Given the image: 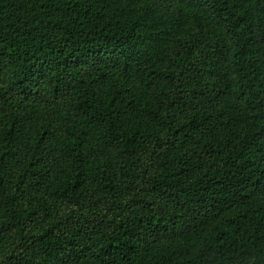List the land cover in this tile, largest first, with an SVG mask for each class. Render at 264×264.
Here are the masks:
<instances>
[{
	"label": "trees",
	"instance_id": "trees-1",
	"mask_svg": "<svg viewBox=\"0 0 264 264\" xmlns=\"http://www.w3.org/2000/svg\"><path fill=\"white\" fill-rule=\"evenodd\" d=\"M0 264H264V0H0Z\"/></svg>",
	"mask_w": 264,
	"mask_h": 264
}]
</instances>
